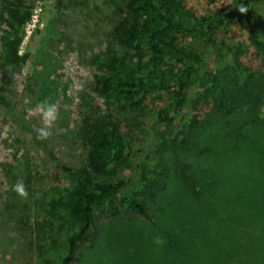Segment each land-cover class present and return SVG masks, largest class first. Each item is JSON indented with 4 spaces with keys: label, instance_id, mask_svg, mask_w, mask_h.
Masks as SVG:
<instances>
[{
    "label": "trees",
    "instance_id": "obj_1",
    "mask_svg": "<svg viewBox=\"0 0 264 264\" xmlns=\"http://www.w3.org/2000/svg\"><path fill=\"white\" fill-rule=\"evenodd\" d=\"M94 1V11L103 8L111 26L103 30L98 52L87 56L92 83L77 109L81 125L73 133L87 158L82 168L61 165L74 180L72 187L57 188L55 195L50 190L28 195L27 221L38 264H82L109 227L141 226L138 221L144 220L157 230L162 220L173 222L184 205H189L188 217L197 219L196 210L201 220L214 222L223 203L216 197L224 175L234 180L248 175L242 157L251 150L230 161L222 155L227 138L242 128L264 137V36L254 22L255 0H232L229 10L206 0L200 13L188 0ZM63 4L56 2L57 14L32 57L20 48L34 4L0 0V68L20 73L33 58L31 75L20 88L29 90L35 104L45 98L57 104L61 98L60 67L50 43L64 35L58 24ZM242 4L246 13L239 11ZM235 22L247 25L249 45L230 33ZM191 33L209 50L185 44L183 36ZM251 48L254 54L247 58ZM10 82L0 85V102L7 106ZM209 165L218 170L204 169ZM258 165L260 178L250 184L264 183V158ZM17 166L23 168L20 162ZM207 172L214 176L210 187ZM100 211L111 222L101 223ZM245 213L241 220L229 216L215 237L214 264H264V204ZM179 229L181 236L164 232L168 255L191 264L178 244L186 249L191 229Z\"/></svg>",
    "mask_w": 264,
    "mask_h": 264
},
{
    "label": "rangeland",
    "instance_id": "obj_2",
    "mask_svg": "<svg viewBox=\"0 0 264 264\" xmlns=\"http://www.w3.org/2000/svg\"><path fill=\"white\" fill-rule=\"evenodd\" d=\"M57 1L29 0L34 4V11L33 18L25 29L20 48L22 54L30 52L34 57L33 55L40 48L52 14H57ZM62 1L64 4L60 7L58 24L59 30L64 35H55L50 43V48L56 57L55 61H58L60 67L61 98L57 102L59 119L52 130L53 134L47 140L37 139V130L42 126V121L34 112L36 104L30 101L27 93L29 90L25 87L20 88V84L26 86L27 77L31 75L33 58L20 73L13 74L10 69L0 68V85L10 80L13 88L8 99L11 106L0 102V264H38L27 221L30 214L29 197L18 196L12 190L13 185L17 181H23L28 195L31 191L44 190H50L55 195L57 188L59 190L70 188L74 184V180L64 172L61 165L82 168L87 158V152L75 139L73 131L81 125L77 111L81 93L92 83V72L87 56L98 52L102 44V32L111 25L110 20L105 18L103 8L98 7L94 11L92 7L95 4L94 0H89L90 4L85 0ZM216 1L220 8L226 7L229 10L232 7V0ZM188 3L199 13L207 5L206 0H188ZM82 4L86 7L89 5L94 12L83 7ZM252 14L258 31L264 36V31L260 27L261 25L264 28V0L254 1ZM230 33L236 35L239 41L248 44L247 25L235 22L231 26ZM216 37L222 38L219 33ZM183 42L196 46L201 52L209 50V47L198 41L195 33L184 35ZM252 54H254L253 48L247 58H251ZM65 86L67 93L64 92ZM67 97L70 102H66ZM145 134H141L140 137L144 138ZM261 135V133L250 135L246 128H242L237 135L232 133V136L229 135L227 138L228 143L222 155L228 156L230 161L235 154L244 155L247 150H251V153L242 157L248 175L245 179L240 175V179H235L236 182L232 175L229 177L224 175L220 186L221 192L218 191L216 197L218 201L223 200V203L219 201L222 207L215 216L214 222L206 218L201 220L196 210L194 213L197 219L188 217L189 205H184L182 209L177 208L173 222L162 220V225L157 226V230L151 231L150 226L146 225L147 222L140 219L138 222L144 224L143 227L141 223V226L115 224L109 227L110 229H106L105 235L97 243V250L88 253L82 264H189L186 259L169 256L170 251L166 244V234L169 231L176 230L181 236L178 230L186 225L191 229V239L188 246L186 243V249L181 243L178 244L189 255L191 264H214L210 258L216 256L213 252L214 239L225 228L229 216L241 220V215L246 214L245 212L256 205L264 204V183L249 182V180L256 182L260 178L258 164L264 158V137ZM18 162L22 164V169L18 168ZM12 169L13 174L8 175ZM204 169L213 171L215 166H204ZM217 170L218 168L215 171ZM117 172L124 174L123 169H118ZM24 176L29 177H25L26 182ZM207 178V186L210 187L214 176L211 172H207ZM170 212H164L166 218L170 216ZM158 215L161 217L159 213ZM98 216L102 220L101 223L111 222L101 211L98 212ZM204 225L206 230L203 229ZM58 238L63 242L64 236ZM201 239L208 244L206 245ZM86 246L83 245V248Z\"/></svg>",
    "mask_w": 264,
    "mask_h": 264
},
{
    "label": "clouds",
    "instance_id": "obj_3",
    "mask_svg": "<svg viewBox=\"0 0 264 264\" xmlns=\"http://www.w3.org/2000/svg\"><path fill=\"white\" fill-rule=\"evenodd\" d=\"M239 11L246 13L248 8L242 4L239 6ZM34 112L38 114L39 119L42 121V126L37 130V139L47 140L53 134L52 130L59 119L57 104L51 99L45 98L35 105ZM12 190L20 197L28 196L26 185L23 181H17L13 185Z\"/></svg>",
    "mask_w": 264,
    "mask_h": 264
}]
</instances>
